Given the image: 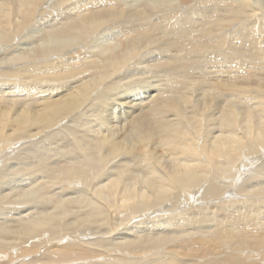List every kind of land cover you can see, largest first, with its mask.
<instances>
[{
	"label": "bare ground",
	"instance_id": "obj_1",
	"mask_svg": "<svg viewBox=\"0 0 264 264\" xmlns=\"http://www.w3.org/2000/svg\"><path fill=\"white\" fill-rule=\"evenodd\" d=\"M134 1L0 0V264H264V0Z\"/></svg>",
	"mask_w": 264,
	"mask_h": 264
},
{
	"label": "rangeland",
	"instance_id": "obj_2",
	"mask_svg": "<svg viewBox=\"0 0 264 264\" xmlns=\"http://www.w3.org/2000/svg\"><path fill=\"white\" fill-rule=\"evenodd\" d=\"M132 1H134V0H132ZM136 1V0H135ZM134 1V2H135ZM139 1H141V0H139ZM157 22H158V25H156L157 24ZM159 22H160V19H157V20H155V21H153V23L152 22H148V23H152V25L154 26L155 25V27H159L160 25H161V23L159 24ZM156 23V24H155ZM149 25V24H148ZM253 26V25H252ZM47 27V26H46ZM33 29V28H32ZM32 29H30L29 31H25L26 33L25 34H23V35H20L18 38H16V39H18V40H14L15 42H13L11 45H9V46H7L6 47V49H4L2 52H1V49H0V52H1V55H0V63H1V61L3 62V61H6V60H8L9 62H11L12 60H11V58H13V57H16L17 55L18 56H23V54H24V51L27 49L29 52L30 51H33V49L34 50H36L37 49V47H39L40 46V43L42 42V40H40V37H39V39L38 38H36V40L35 39H32V37L33 38H35L34 36H37V35H34V33H33V30ZM48 29V28H47ZM161 31H163V29L161 30ZM160 31V32H161ZM256 32H257V30H254V34H255V43L257 44V46H258V51L259 52H262V51H264V37L262 36V37H257L256 36ZM45 33V34H44ZM38 34V33H37ZM49 34H50V31H42L41 33H40V35L39 36H42V35H45V37L46 36H49ZM29 35V36H28ZM1 39V38H0ZM2 40V39H1ZM114 41V40H113ZM2 44V43H1ZM20 44H22V45H20ZM27 44V45H26ZM49 44V43H48ZM47 43H46V40H45V45L44 46H46V45H48ZM262 44V45H261ZM5 46V45H4ZM1 48H2V46H0ZM10 52V53H9ZM207 52V51H206ZM208 53V52H207ZM232 52H229L228 53V55H226L225 56V58L226 59H229V60H232V59H234L235 57H233V56H231L230 54H231ZM9 54H12L11 56L9 55ZM15 54V55H14ZM25 55V54H24ZM3 58V59H2ZM226 59H224V61H227ZM250 61V60H249ZM249 61H246V62H242V61H239V63H240V65H245L246 67H247V65L246 64H248V62ZM258 61H259V63H264V58H262L261 56H260V54H259V56H258ZM255 62V61H254ZM3 63H6V62H3ZM6 65L4 64V66H0V70H11L12 68H10V67H8V68H6V69H4V67H5ZM12 67H14V66H12ZM256 67H258V65L256 64ZM6 80H8V81H12V80H17L16 78H14V79H11V78H5V75H3V76H1L0 75V81H6ZM22 80V79H21ZM20 80V81H21ZM19 81V80H18ZM58 129V131H63V129H61V130H59L60 128H57ZM57 129H55L54 130V132L56 131L57 132ZM49 134H52L50 131L48 132ZM46 136L45 135H43V137L42 138H45ZM41 138V139H42ZM40 139V140H41ZM32 141L31 142H34L35 141V139H31ZM39 139H37L36 141H38ZM30 142V143H31ZM14 144H16V143H14ZM17 146V148L18 147H21V148H23V149H25V147H28L29 146V142L28 141H23L21 144H16ZM25 145H27V146H25ZM9 151V150H8ZM7 151V152H8ZM18 152V151H17ZM19 153V152H18ZM4 155V156H3ZM8 158H6L5 159V154H2L1 156H0V159L2 160L1 161V165H0V169L2 168V169H4L7 165H10L11 163H12V160H11V158H10V156H11V152L10 153H8ZM10 159V160H9ZM263 160H264V158H263ZM263 160L261 161V162H263ZM9 161V162H8ZM260 162V163H261ZM6 163V164H5ZM8 167V166H7ZM226 179V178H225ZM225 179H218V180H215V181H217V182H219V181H222L221 182V185H223L224 183H226V180ZM208 180H210V179H208ZM103 184V183H102ZM101 185V184H100ZM83 185H81L79 188L80 189H85V186H83ZM78 188V189H79ZM200 205V204H199ZM121 240H124L123 238L121 239ZM39 255H37V256H31V257H28V258H26V257H21L20 259L18 258V259H16L14 262H16L17 264H24V263H26V261H28V259H31V258H36V257H38ZM24 259V260H23ZM135 259H139V258H135ZM23 260V261H22ZM44 262H47V259H44L43 260Z\"/></svg>",
	"mask_w": 264,
	"mask_h": 264
}]
</instances>
